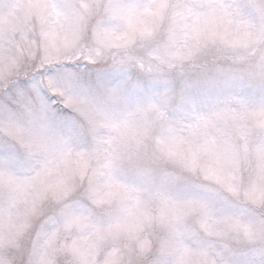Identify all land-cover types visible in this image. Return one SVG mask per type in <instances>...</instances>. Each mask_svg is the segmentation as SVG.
<instances>
[{
  "label": "clouds",
  "instance_id": "1",
  "mask_svg": "<svg viewBox=\"0 0 264 264\" xmlns=\"http://www.w3.org/2000/svg\"><path fill=\"white\" fill-rule=\"evenodd\" d=\"M40 2L43 23L33 17L22 32L0 36V264H264L257 234L264 203L243 195L253 184L264 187V161L255 155L264 128L249 116L264 111L257 68L264 63V0ZM9 7L0 0V12ZM229 111L244 118H220ZM203 121L205 134L195 135ZM209 136L217 149L232 151L212 160L201 150L199 165L234 178L241 194L217 202L225 211L216 213L223 222L212 231L191 223L187 254L147 196L136 209L138 225L98 234L133 201L97 205L93 187L111 178L145 191L164 164L179 166V155ZM61 181L71 187L66 200L52 195ZM69 207L83 212L81 226L65 228Z\"/></svg>",
  "mask_w": 264,
  "mask_h": 264
},
{
  "label": "snow or ice",
  "instance_id": "2",
  "mask_svg": "<svg viewBox=\"0 0 264 264\" xmlns=\"http://www.w3.org/2000/svg\"><path fill=\"white\" fill-rule=\"evenodd\" d=\"M15 8L20 10V14L15 18H9L11 16V8L9 14L0 21V36L5 34L4 30L6 29L9 32H22L24 25L31 21L33 17L39 19L42 23L44 22V8L40 0H28L27 3L17 4ZM258 10L261 13H264V5H259ZM113 11L119 14L121 9H113ZM131 14V13H129ZM259 38L264 39V31L260 32ZM258 71L262 76H264V63H261L257 66ZM222 71V70H219ZM161 103H166L168 100V94L165 92L160 96ZM151 108H155L156 105H150ZM256 125L260 128H264V111L249 113ZM221 119L231 118L233 122H236L239 119H243V114L239 116L237 113L229 111L225 113ZM209 127L208 121H203L198 124L193 132L195 135H204L207 128ZM239 128L241 136L246 135V130L237 125ZM205 151L209 153L210 159L219 160L223 155L232 151L230 145H225L220 149L216 148L215 139L209 136L205 139L204 143L201 144L195 151H191L189 156L184 157L183 154H180L177 163L180 167L192 172L193 174L199 173L202 175L205 181H212L214 185H219L216 189H211L207 185L201 186L204 189L205 193H213V195H197L194 194L181 202H176L168 198L163 191L160 189L154 190H145L141 191L140 189L134 188H123L118 185L114 180L109 178L102 186L93 187L91 189V195L94 203L97 205H102L107 201L116 199V200H132V207L127 210V215L123 218L120 217H111L107 222V227L103 229H97L98 234H102L106 231H117L121 228H132L133 220H135L138 225L140 217L136 215V209H138L142 197L147 196L149 199L158 200L160 202V219L164 222L173 235L174 246L177 249H180L183 254H187V250L182 248L183 239L189 232V224L195 220L199 221L200 227L205 231H212L218 224L223 221L216 219V212L214 210V205L217 200L227 201L231 197L238 198L241 194L240 186L237 182H234V178L230 177L225 180L221 175L220 170L217 167L212 166L211 164L207 167H201L198 162V152ZM170 154L177 156L175 147H170ZM255 155L258 160L264 161V143L259 144L255 149ZM66 158V157H65ZM107 167V165H106ZM78 170L81 175L84 174L86 170V162H81L78 166ZM262 174H264V168L261 169ZM142 175L150 176V169H143ZM3 179V177H0ZM9 184H15L16 182L7 178ZM27 188L20 189L21 192L26 191ZM135 193V195H133ZM71 187L65 184L63 181L59 182L52 191V195L58 200H66L70 197ZM243 195L248 199H251L253 203H264V187H258L253 184L249 188L243 191ZM66 223L65 228L71 229L73 226H81L84 220L83 212L77 213L75 210L69 207L65 210ZM149 216H145L144 219H149ZM230 227L240 229L244 232L246 237L251 238L253 232L249 229L248 226H242L239 222H234ZM257 234L264 236V224H261L257 228ZM54 235V234H53ZM169 242H165L164 247L167 248ZM141 247H146L145 244H141ZM72 250L75 252L77 249L75 246H72Z\"/></svg>",
  "mask_w": 264,
  "mask_h": 264
},
{
  "label": "rangeland",
  "instance_id": "3",
  "mask_svg": "<svg viewBox=\"0 0 264 264\" xmlns=\"http://www.w3.org/2000/svg\"><path fill=\"white\" fill-rule=\"evenodd\" d=\"M28 0H6V3L10 5L7 12H0V21H2L6 15L9 14L11 8V16L9 18H15L20 14V10L15 8V5L27 3ZM152 175V173H151ZM150 175V176H151ZM207 185L211 189H216L217 186L210 184L208 181H205L200 174L197 172L193 174L192 172L181 168L177 165L168 163L164 164L162 168L157 171L156 179L153 182H150L142 187H146L148 190L160 189L165 193V195L176 201L181 202L184 199L197 194V195H213V193H205L204 189L201 187ZM160 205V202L156 200ZM216 201L214 205V210L216 213L225 211L224 208H221ZM191 223L189 224L190 227Z\"/></svg>",
  "mask_w": 264,
  "mask_h": 264
}]
</instances>
